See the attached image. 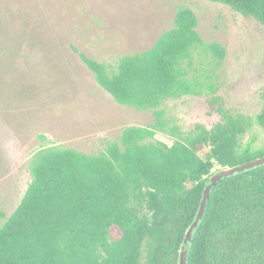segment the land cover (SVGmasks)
I'll use <instances>...</instances> for the list:
<instances>
[{
    "label": "trees",
    "instance_id": "trees-1",
    "mask_svg": "<svg viewBox=\"0 0 264 264\" xmlns=\"http://www.w3.org/2000/svg\"><path fill=\"white\" fill-rule=\"evenodd\" d=\"M207 1L264 26V0ZM197 25L193 10L181 6L151 47L114 65L78 52L101 88L120 105L150 110L153 123L124 127L95 153L58 145L34 151L27 188L0 224V264H178L214 166L264 155V145L248 137L253 124L264 134V86L252 119L219 108L210 127L195 125L171 144L155 138L168 100L200 94L190 75L193 52L201 48L216 63L224 57V47L205 43ZM187 264H264V165L215 185Z\"/></svg>",
    "mask_w": 264,
    "mask_h": 264
},
{
    "label": "rangeland",
    "instance_id": "rangeland-1",
    "mask_svg": "<svg viewBox=\"0 0 264 264\" xmlns=\"http://www.w3.org/2000/svg\"><path fill=\"white\" fill-rule=\"evenodd\" d=\"M181 6L195 13L202 40L217 42L225 54L216 63L201 48L193 52L190 75L200 94L164 104V128L155 138L167 144L195 125L210 127L219 108L251 119L259 112L263 25L207 0H0V224L23 196L29 158L40 147L95 153L124 127L153 123L150 110L120 105L101 88L78 52L114 65L151 47ZM250 136L264 145L256 124Z\"/></svg>",
    "mask_w": 264,
    "mask_h": 264
},
{
    "label": "water",
    "instance_id": "water-1",
    "mask_svg": "<svg viewBox=\"0 0 264 264\" xmlns=\"http://www.w3.org/2000/svg\"><path fill=\"white\" fill-rule=\"evenodd\" d=\"M264 165V155L256 157L252 160L245 161L233 166L220 167L219 169L213 171L207 179L205 183L201 199L199 202L198 209L196 211L195 217L192 222L188 225L184 237L182 240V244L180 246L179 255H178V264H187L188 253L192 243L193 233L197 229L199 223L202 221L206 208L208 205L209 197L215 187V185L222 179L233 176L235 174H240L245 171L251 170L256 167H260Z\"/></svg>",
    "mask_w": 264,
    "mask_h": 264
}]
</instances>
